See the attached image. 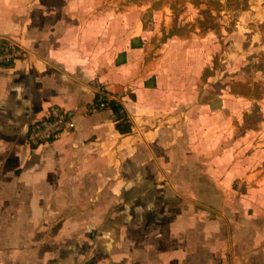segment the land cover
I'll list each match as a JSON object with an SVG mask.
<instances>
[{"label": "crops", "instance_id": "0c3cea01", "mask_svg": "<svg viewBox=\"0 0 264 264\" xmlns=\"http://www.w3.org/2000/svg\"><path fill=\"white\" fill-rule=\"evenodd\" d=\"M104 1L0 0V36L26 51L0 67V264H264V171H243L237 141L211 153L216 127L195 137L191 110L149 107L142 46L93 11ZM100 89L121 97L131 133L93 108ZM51 103L76 130L34 147Z\"/></svg>", "mask_w": 264, "mask_h": 264}, {"label": "rangeland", "instance_id": "374dc122", "mask_svg": "<svg viewBox=\"0 0 264 264\" xmlns=\"http://www.w3.org/2000/svg\"><path fill=\"white\" fill-rule=\"evenodd\" d=\"M247 1L238 11L224 6L225 0H105L93 9L115 14L114 31L127 27L129 37L142 46L135 55L141 63L134 69L148 77L150 86L158 85L152 98L160 100L149 107L191 110L195 137L203 124L215 125L204 144L212 153L220 143L237 141L244 172L264 171V74L255 69L264 65V0ZM205 103L221 106L222 111L212 110L211 115L218 112L214 120L202 117L213 109ZM247 112L246 123L242 116ZM245 186L239 180L238 187Z\"/></svg>", "mask_w": 264, "mask_h": 264}, {"label": "built area", "instance_id": "2783aa9c", "mask_svg": "<svg viewBox=\"0 0 264 264\" xmlns=\"http://www.w3.org/2000/svg\"><path fill=\"white\" fill-rule=\"evenodd\" d=\"M26 57L25 49L7 37L0 36V67H7L23 60ZM99 101L93 105L94 109L110 108V101L121 102L118 95H110L100 89ZM76 130V122L70 112L58 103H51L46 116L34 121L29 130L28 140L34 146L55 141Z\"/></svg>", "mask_w": 264, "mask_h": 264}, {"label": "trees", "instance_id": "16d2710c", "mask_svg": "<svg viewBox=\"0 0 264 264\" xmlns=\"http://www.w3.org/2000/svg\"><path fill=\"white\" fill-rule=\"evenodd\" d=\"M248 1L247 0H225V5L227 7H235V10H240V9H245V6L247 5ZM223 6V5H222ZM177 34V33H176ZM132 46H135L134 44H132ZM125 56V53H123ZM125 62V59L123 60H117V63H123ZM257 71H259L260 73L264 74V65L263 62H260V65H257L255 68ZM132 96V98H135V95L133 93L130 94ZM257 98V97H255ZM100 99V93L97 92L94 98V104H96ZM110 108L113 110L114 113V119L116 122V128L117 130L121 133V134H129L132 132V127H133V123L132 120L130 118V116L128 115L125 107L123 106L122 103H119L117 101H110ZM108 108V107H106ZM104 109V108H103ZM249 114L246 115L245 117V122L247 123L248 118H249Z\"/></svg>", "mask_w": 264, "mask_h": 264}]
</instances>
